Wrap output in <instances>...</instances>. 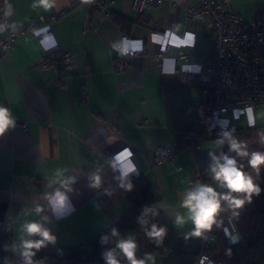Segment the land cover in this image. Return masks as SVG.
Returning a JSON list of instances; mask_svg holds the SVG:
<instances>
[{"label":"crops","instance_id":"0c3cea01","mask_svg":"<svg viewBox=\"0 0 264 264\" xmlns=\"http://www.w3.org/2000/svg\"><path fill=\"white\" fill-rule=\"evenodd\" d=\"M105 1L104 6L93 9L94 0H57L56 8L48 12L33 8L34 0L8 2L11 25L35 29L41 37L27 31L21 34L0 66V104L11 110L16 123L26 125L25 130L15 127L0 138V202H8L5 220L0 223V234H8L1 243L5 264H23L6 246L18 243V228L25 219H40L35 215L37 204L45 209L42 215L51 218L46 226L57 242L41 249L35 259L44 264H87L68 256L90 249L96 235L117 227L130 208L106 158L116 168L125 167L129 159L136 165L139 175L132 176H142L150 183L160 224L181 237H191L187 235L191 224L182 230L175 228L165 209L168 213L183 211L178 208L180 194L198 172L204 174L203 182L213 183L207 172V153L214 150L219 154L223 149L215 147V140L192 145L183 138L193 118L187 110L198 88L175 71L178 48L174 44L180 39L186 43V52L200 56L211 52L204 22L187 16L194 0H162L160 8L142 12L132 8L133 0ZM229 1L245 20L264 12V0ZM115 14L129 20V26L122 29L117 25ZM45 31L51 35H42ZM164 31L169 33L170 45L164 59L135 55L128 59L125 70H115V61L122 56L118 47L152 51L157 45L151 33ZM192 34L195 40L189 42ZM51 52L56 59L69 52L77 61V69L62 71L68 84L65 89L52 84L53 66L41 64L45 53ZM256 124L262 125L257 119ZM162 147L170 149L173 159L158 163L156 150ZM124 150L131 151L130 158H121ZM102 167L104 183L99 190L91 189L88 174ZM61 168H67L65 175L77 180L68 194L73 207L56 219L47 210L43 194L52 190L48 181ZM104 188L114 189L113 194L106 195ZM238 211V216L229 211L219 219L234 220L244 209ZM119 231L137 239L134 230ZM152 254L157 264H163L164 254Z\"/></svg>","mask_w":264,"mask_h":264},{"label":"built area","instance_id":"2783aa9c","mask_svg":"<svg viewBox=\"0 0 264 264\" xmlns=\"http://www.w3.org/2000/svg\"><path fill=\"white\" fill-rule=\"evenodd\" d=\"M9 0H0V25L4 36L0 37V66L5 54L14 48L18 37L29 32L37 38L36 30L25 27H14L5 15ZM162 0H133L132 8L142 12L145 8H160ZM187 16L204 22L211 38V52L207 56L186 52V43L180 39L174 46L178 52L174 56L177 63L176 72L184 81L197 85L195 101L188 108L193 114L190 127L183 138L195 145L198 141H206L221 129H230L232 124H243L249 127L243 109L252 106L255 109L264 105V12L252 20H245L232 6L229 0H194L187 8ZM50 36V31L42 34ZM151 37L157 48L149 51L145 48L126 47L127 52L115 61L116 71L127 68L129 58L140 55L155 59H164L169 51V33L152 32ZM55 52L45 53L41 58L44 66L52 65L55 77L52 84L59 88H67V80L62 76L63 70L73 71L78 64L69 52H63L59 59ZM16 127L25 130V123H16ZM172 152L166 147L156 150V161L172 160ZM116 163V157H113ZM178 167V170H181ZM204 174L198 172L193 180L203 182ZM218 234L229 244L237 243L238 237L232 219L222 221L213 226ZM212 229V230H213ZM214 240L212 231L208 239L203 240V247L196 264L204 257V264H216L210 244Z\"/></svg>","mask_w":264,"mask_h":264},{"label":"clouds","instance_id":"9594fccd","mask_svg":"<svg viewBox=\"0 0 264 264\" xmlns=\"http://www.w3.org/2000/svg\"><path fill=\"white\" fill-rule=\"evenodd\" d=\"M56 6L57 0H34L32 5L33 8H41L45 12L51 11ZM5 15H12L10 4H6ZM191 39L195 40L194 34L191 35ZM117 51L121 55H125L127 49L120 46ZM243 112L247 116L249 127H256L253 107L249 105L243 109ZM15 127V116L8 107L0 104V138ZM258 135L260 144L264 145V131ZM225 145H227V152L220 151L217 154L216 151L211 150L207 153L210 159L207 172L210 174L213 183L199 180L188 181L190 186L180 194L179 199L178 208L183 211L177 210L175 213H168L165 209L175 228L182 230L185 225L191 224V230L187 233L191 237L207 240L208 233L218 223V218L222 213L231 211L233 216H238L239 209L243 208L246 203L251 204L253 197H259L264 191L259 183L261 170L264 168V151H250L248 143L234 135V129H221L215 140V147L223 149ZM123 154L129 158L132 155L130 150H124ZM244 159L247 161V168L251 171L245 170V164L241 162ZM106 161L107 167L112 168L115 173L113 179L117 181V186L131 192L134 188L131 177L132 175H139L136 165L129 159L125 167L116 168L111 159L106 158ZM68 171L67 168L57 169L47 184V187L52 190L43 194V199L47 202V210L56 219L61 218L66 210L73 207L68 194L73 191L71 185L76 182L77 177L65 175ZM103 171L102 167L88 174V186L91 189H101L104 183ZM217 187L226 191H218ZM113 191L114 189L104 188V193L108 196H111ZM158 207V204L144 205L137 217V222L144 236L156 247L163 244L168 234L167 226L149 220V217L155 218L159 215ZM44 211V207L37 204L35 215L40 219H25L18 228L20 233L18 243L14 241L12 245L6 246V250L10 248L22 258L23 264H44L43 260L35 259L37 253L48 245H55L57 242V236L46 226L51 222V218L42 215ZM24 215L30 216L32 213L24 212ZM110 242L114 243V247L106 249L102 253L105 264H122L121 258L126 264H157L156 256L152 253H144L143 256L138 257L139 245L134 234L129 233L122 236L117 227H112L110 235H102L100 238L102 245ZM206 259L207 257L202 258L200 264H204Z\"/></svg>","mask_w":264,"mask_h":264},{"label":"trees","instance_id":"16d2710c","mask_svg":"<svg viewBox=\"0 0 264 264\" xmlns=\"http://www.w3.org/2000/svg\"><path fill=\"white\" fill-rule=\"evenodd\" d=\"M105 0H94L93 9L104 6ZM114 21L122 29L129 26V20L123 19L119 15H114ZM125 31V30H124ZM230 129H234V135L244 140L249 145V150L264 151V145L259 142L258 133L264 131V126L256 124V127H247L243 124H232ZM219 134H214L207 140H216ZM227 152V145L223 148ZM234 155V154H233ZM247 168L246 159L241 161ZM255 175V173H253ZM134 188L131 192L125 191L130 200V208L127 215L119 222L117 227L123 231L134 230L137 236L138 257L144 253L159 252L164 254L163 264H196L203 247V239L197 237H181L168 229V234L160 247H156L144 236L137 222V217L141 213L142 206L152 205L157 199L153 194L150 183L142 176L131 177ZM259 183L264 189V168L261 170ZM244 212L233 221L238 237V242L229 244L212 230L214 240L210 244L211 252L216 264H264V191L259 197H253L251 204H245ZM150 222L160 224V216L149 217ZM110 228L103 230L96 235L90 249L84 252H72L68 258L84 262L87 264H105L102 253L111 248V243L102 245L100 238L102 235H110ZM8 237V234H0V264H5L4 253L1 243ZM122 264H126L123 261Z\"/></svg>","mask_w":264,"mask_h":264},{"label":"water","instance_id":"95a60500","mask_svg":"<svg viewBox=\"0 0 264 264\" xmlns=\"http://www.w3.org/2000/svg\"><path fill=\"white\" fill-rule=\"evenodd\" d=\"M8 208V202L1 201L0 202V223H3L5 220V212Z\"/></svg>","mask_w":264,"mask_h":264},{"label":"rangeland","instance_id":"374dc122","mask_svg":"<svg viewBox=\"0 0 264 264\" xmlns=\"http://www.w3.org/2000/svg\"><path fill=\"white\" fill-rule=\"evenodd\" d=\"M255 116L256 119L258 120V123L264 125V106H261L260 109H256Z\"/></svg>","mask_w":264,"mask_h":264},{"label":"snow or ice","instance_id":"6c2138e0","mask_svg":"<svg viewBox=\"0 0 264 264\" xmlns=\"http://www.w3.org/2000/svg\"><path fill=\"white\" fill-rule=\"evenodd\" d=\"M188 41H191V37L188 38ZM123 156H126V154H123L121 158H123Z\"/></svg>","mask_w":264,"mask_h":264}]
</instances>
